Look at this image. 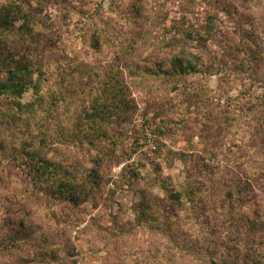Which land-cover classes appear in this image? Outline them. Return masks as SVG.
<instances>
[{"label":"rangeland","instance_id":"obj_1","mask_svg":"<svg viewBox=\"0 0 264 264\" xmlns=\"http://www.w3.org/2000/svg\"><path fill=\"white\" fill-rule=\"evenodd\" d=\"M131 1L50 3L52 17L60 14L61 6L71 9L70 21L62 27L64 34L57 48L41 52L42 46L35 47L43 56L40 60L54 65L52 79L61 77L59 67H72V100L78 105L85 101L89 89L94 92L100 87L107 66L116 63L121 34L135 26L126 17ZM153 3L163 6L167 19L153 20L148 43L136 50V56H145L149 49L164 47L174 36L179 39L184 31L193 30L197 33L193 40L179 43L199 56L202 72L185 75L179 82L165 75H148L146 82L133 84L131 96L138 111L118 133L113 158L105 165L106 178L100 176L99 165L106 160L99 157L81 158L87 172L81 164L76 166L86 189L100 186L95 193H84L77 205L53 203L34 192L23 172L28 167L17 166L1 151L0 264H42V236L48 242L46 247H58V264H194L193 255L171 248L176 247L172 239L186 244L205 233L218 242L229 236L230 244L239 246L231 248L256 250L264 260V230L247 232L249 235L244 229L239 231L242 217L254 218L264 227L263 172L256 162L255 169L249 167V158L254 162L255 157L244 156L240 150L235 153L242 137L247 136V126L235 134L220 125L226 117L223 112L234 101L264 90V0H151L148 7ZM72 5L83 17L75 14L72 20ZM88 16L92 24L107 23L113 33L99 49L91 44L90 31L83 25ZM207 28L210 36L199 39ZM251 71L259 73V79H252ZM49 87L52 84H45V91ZM33 97L29 89L21 99L29 102ZM5 131L0 122V134ZM253 150L247 154L251 156ZM234 157L241 158L236 161ZM112 179L115 188L109 186ZM171 191L181 193L180 201L189 209L183 216H172V237L147 227H136L133 233L119 231L121 225L134 222L136 204L148 202L160 211L169 210L167 194ZM231 202L236 206L230 215ZM21 215L34 225L36 233L28 240H12ZM249 236L259 240L254 243L257 247ZM246 261L251 264L252 260Z\"/></svg>","mask_w":264,"mask_h":264},{"label":"trees","instance_id":"obj_2","mask_svg":"<svg viewBox=\"0 0 264 264\" xmlns=\"http://www.w3.org/2000/svg\"><path fill=\"white\" fill-rule=\"evenodd\" d=\"M53 1L56 0H0V122L6 129L0 134V152L3 151L4 158L17 166L28 167L23 172L31 180L34 192L53 203L77 205L84 193H95L93 191H99L100 186L86 189V181L79 177L76 166L81 164L87 172L81 158L89 161L99 157L106 160L99 162L100 176L106 178L105 165L113 158L118 133L138 111V103L131 96V87L146 82L150 78L148 75H165L179 82L185 75L202 71L198 68L199 56H194L186 44L179 43L185 39L193 40L197 34L193 30L184 31L179 39L174 36L164 47L149 49L145 56H136V50L148 43L150 24L160 20L164 22L167 11L157 3L148 7L151 0H133L126 17L131 19L136 29L131 27L121 34L122 43L116 63L107 66L109 71H104L100 87L94 92L89 89L83 97L85 101L78 105L72 100V67H59L57 72L61 77L52 79L54 65L40 60L43 56L35 47L42 46L41 52L57 48L64 34L62 27L70 21L71 9L67 7H59L60 14L54 17L49 14ZM75 14L83 17V13L72 5V20ZM82 22L87 25L86 31H90L91 44L98 49L113 35L104 21L103 25L95 21L92 24L91 16H88ZM210 32L209 28L203 30L199 39L209 37ZM44 39H47L45 43L42 42ZM162 51L164 55H152ZM252 71L251 78L259 79V73ZM94 74L98 75V71ZM45 84H52V87L45 91ZM29 89H32L34 97L23 102L21 98ZM223 114L226 117L220 125L224 130L239 134L242 126H247V136L242 137L235 153L240 150L244 156L255 157L254 162L249 158V167L255 169L257 163L264 176V90L238 98ZM251 148L254 150L250 156L247 153ZM238 158L234 157L236 161ZM232 192L228 191V194L232 195ZM31 195L34 196L33 193ZM181 196V193L173 191L167 194L169 210L160 211L148 202L136 204L134 222L121 225L119 231L126 234L133 233L136 227H147L157 234H164V237H172V216H183L189 211L180 201ZM235 206L231 202L227 214L231 215ZM27 219L21 215L12 230V240H28L35 235L36 229ZM241 221L243 225L239 231L244 229L247 235V232L264 230L263 224L254 218L242 217ZM250 238L252 244L259 242ZM172 240L176 247L171 248L182 255H193L194 264H246L248 258L252 260L251 264H264V260L255 254L256 250L245 252L244 249L231 248L239 246L230 244L229 236L220 242L207 233L191 243L181 244L174 237ZM40 243V262L58 264L55 262L58 247H46L48 242L43 236Z\"/></svg>","mask_w":264,"mask_h":264},{"label":"built area","instance_id":"obj_3","mask_svg":"<svg viewBox=\"0 0 264 264\" xmlns=\"http://www.w3.org/2000/svg\"><path fill=\"white\" fill-rule=\"evenodd\" d=\"M152 137H151V135H149V139H151ZM134 160V158H132L131 159V161H133ZM137 164V163H136ZM114 179V178H113ZM113 179H112V181H110L109 182V186L111 187V188H115V186H114V183H113Z\"/></svg>","mask_w":264,"mask_h":264}]
</instances>
